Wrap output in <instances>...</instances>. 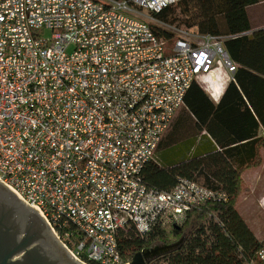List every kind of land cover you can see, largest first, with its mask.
<instances>
[{
	"label": "built area",
	"instance_id": "built-area-1",
	"mask_svg": "<svg viewBox=\"0 0 264 264\" xmlns=\"http://www.w3.org/2000/svg\"><path fill=\"white\" fill-rule=\"evenodd\" d=\"M180 1L0 0V183L82 264H131L123 234L229 200L142 178L193 84L212 95L238 68L227 37L158 19Z\"/></svg>",
	"mask_w": 264,
	"mask_h": 264
},
{
	"label": "trees",
	"instance_id": "trees-1",
	"mask_svg": "<svg viewBox=\"0 0 264 264\" xmlns=\"http://www.w3.org/2000/svg\"><path fill=\"white\" fill-rule=\"evenodd\" d=\"M259 2L181 0L157 16L179 28L227 37L225 47L238 68L217 105L208 101L198 84H193L185 97V105L200 131L207 132L203 138L210 144L199 146L189 159L170 165L158 161L156 152L142 178L161 191L171 190H165L166 184L175 186L179 179H188L225 192L229 200L209 202L194 210L180 229L173 225L155 228L144 237L134 232L123 234L118 249L125 262L145 249L172 245L183 237L179 248L148 264H249L264 246L236 209L243 175L258 167L264 151V29L247 35L251 30L247 8Z\"/></svg>",
	"mask_w": 264,
	"mask_h": 264
},
{
	"label": "water",
	"instance_id": "water-1",
	"mask_svg": "<svg viewBox=\"0 0 264 264\" xmlns=\"http://www.w3.org/2000/svg\"><path fill=\"white\" fill-rule=\"evenodd\" d=\"M180 229V226H174ZM157 245L137 253L131 264L149 261L179 248ZM0 264H82L55 239L43 216L0 183Z\"/></svg>",
	"mask_w": 264,
	"mask_h": 264
},
{
	"label": "crops",
	"instance_id": "crops-1",
	"mask_svg": "<svg viewBox=\"0 0 264 264\" xmlns=\"http://www.w3.org/2000/svg\"><path fill=\"white\" fill-rule=\"evenodd\" d=\"M247 14L251 24V30L247 35L252 36L255 32L264 29V0H260L258 4L248 7ZM191 30L196 31L195 29ZM228 86L229 85H226L224 89H217L212 95L205 87H200L204 90L208 97V101L217 105L221 101ZM198 124L195 116L189 111L187 106L184 105L176 114L169 131L161 141L162 144L159 145L160 147L157 149V160L163 165L174 164L189 159L195 154L199 146L206 147L209 145V140L203 138V136L205 137L207 135V132H201L198 128ZM183 132H187V135L182 139ZM175 186L170 183L166 184L165 190H172Z\"/></svg>",
	"mask_w": 264,
	"mask_h": 264
},
{
	"label": "rangeland",
	"instance_id": "rangeland-1",
	"mask_svg": "<svg viewBox=\"0 0 264 264\" xmlns=\"http://www.w3.org/2000/svg\"><path fill=\"white\" fill-rule=\"evenodd\" d=\"M236 209L255 238L264 242V153L258 167L244 173Z\"/></svg>",
	"mask_w": 264,
	"mask_h": 264
}]
</instances>
